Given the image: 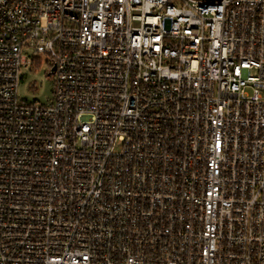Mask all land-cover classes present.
I'll return each instance as SVG.
<instances>
[{"label":"built area","instance_id":"1","mask_svg":"<svg viewBox=\"0 0 264 264\" xmlns=\"http://www.w3.org/2000/svg\"><path fill=\"white\" fill-rule=\"evenodd\" d=\"M0 264H264V0H0Z\"/></svg>","mask_w":264,"mask_h":264},{"label":"rangeland","instance_id":"2","mask_svg":"<svg viewBox=\"0 0 264 264\" xmlns=\"http://www.w3.org/2000/svg\"><path fill=\"white\" fill-rule=\"evenodd\" d=\"M45 55H34L33 65L21 68L22 79L18 85V95L25 103L48 104L51 99L52 83L48 75L49 66Z\"/></svg>","mask_w":264,"mask_h":264}]
</instances>
